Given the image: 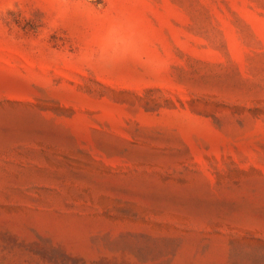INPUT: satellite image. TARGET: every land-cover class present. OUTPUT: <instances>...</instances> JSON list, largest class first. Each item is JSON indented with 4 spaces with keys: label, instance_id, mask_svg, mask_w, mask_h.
Wrapping results in <instances>:
<instances>
[{
    "label": "rangeland",
    "instance_id": "374dc122",
    "mask_svg": "<svg viewBox=\"0 0 264 264\" xmlns=\"http://www.w3.org/2000/svg\"><path fill=\"white\" fill-rule=\"evenodd\" d=\"M18 3L0 27V264H264V0H114L150 41L108 75L67 58L96 23L46 32L43 0Z\"/></svg>",
    "mask_w": 264,
    "mask_h": 264
},
{
    "label": "clouds",
    "instance_id": "9594fccd",
    "mask_svg": "<svg viewBox=\"0 0 264 264\" xmlns=\"http://www.w3.org/2000/svg\"><path fill=\"white\" fill-rule=\"evenodd\" d=\"M113 3L114 0H105V7L94 5L93 0H43V6L37 4V8L43 13L40 23L46 32L56 31L74 17L96 23L98 31L67 58L85 72L108 75L128 65L143 66L142 49L150 41L141 22L126 11L115 9ZM19 9L18 0H0V27L10 21V11ZM157 63L165 66L163 59Z\"/></svg>",
    "mask_w": 264,
    "mask_h": 264
}]
</instances>
